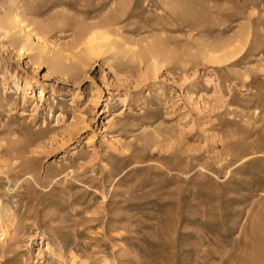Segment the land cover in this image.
I'll return each instance as SVG.
<instances>
[{"label": "rangeland", "instance_id": "1", "mask_svg": "<svg viewBox=\"0 0 264 264\" xmlns=\"http://www.w3.org/2000/svg\"><path fill=\"white\" fill-rule=\"evenodd\" d=\"M257 237L264 0H0V264H261Z\"/></svg>", "mask_w": 264, "mask_h": 264}, {"label": "bare ground", "instance_id": "2", "mask_svg": "<svg viewBox=\"0 0 264 264\" xmlns=\"http://www.w3.org/2000/svg\"><path fill=\"white\" fill-rule=\"evenodd\" d=\"M177 2V1H176ZM177 3H179V2H177ZM177 5V4H176ZM184 6L185 5H183L182 6V9H179L180 11H182L183 10V8H184ZM188 6V5H187ZM169 7V6H168ZM178 7H179V4H178ZM189 7V6H188ZM181 8V7H180ZM169 9V8H168ZM189 9H191L190 7H189ZM188 9V10H189ZM178 9H177V11H178V14H180V11H179ZM198 10H199V8H198ZM171 11V10H170ZM174 11V10H173ZM184 11V13H186L185 12V10H183ZM183 11H182V14H184L183 13ZM187 11V10H186ZM195 11H196V9H195ZM194 10H193V12H195ZM202 11V10H201ZM175 12V11H174ZM192 12V11H191ZM200 12V11H199ZM197 13V12H196ZM195 14V13H194ZM199 13H197V15H198ZM191 15V14H190ZM110 16V15H109ZM116 18L117 16H112V18ZM201 17V16H200ZM204 17V16H203ZM112 18H110L109 17V19H110V21L108 22V23H110L111 21H112ZM192 18V17H191ZM198 18V17H197ZM109 19H107V20H109ZM193 19H194V17H193ZM116 19H114L113 21H115ZM117 20H118V18H117ZM188 20V19H187ZM196 20V19H195ZM194 20V21H195ZM105 21V20H104ZM101 22V21H100ZM103 23V22H102ZM101 23V25L99 24V27H102V25L105 23V26H107V25H109L108 23H106V22H104L103 24ZM111 24L112 25H114V23L112 22V23H110V25H109V27L111 26ZM201 24V23H200ZM194 25V24H193ZM98 27V28H99ZM109 27H106V30L108 31V32H110L109 30ZM112 27V26H111ZM196 27V26H195ZM108 28V29H107ZM98 38H100V35H98L97 36ZM104 38H105V36H103ZM102 37V38H103ZM107 37V36H106ZM103 38V39H104ZM102 39V40H103ZM94 40H97L98 41V39H96V36H90V38L88 39V43H89V46H88V51H89V53L90 54H94V55H97V52H94L93 50L95 49L94 48V46H93V41ZM106 40V39H105ZM100 41V40H99ZM107 41V40H106ZM234 41H235V39H234ZM96 42V41H95ZM95 42H94V44H95ZM157 42H158V40H157ZM97 43V42H96ZM99 43V42H98ZM152 43V42H151ZM99 45V44H98ZM233 45V44H232ZM236 46V45H235ZM235 46H233V47H235ZM97 47V46H96ZM236 48V47H235ZM229 50V49H228ZM231 50V52H233V50L234 49H230ZM235 51V50H234ZM96 53V54H95ZM228 54V53H227ZM159 55V54H158ZM91 56V55H90ZM214 56V55H213ZM221 56V55H220ZM226 56V55H225ZM212 57V56H211ZM216 57V56H215ZM218 57V56H217ZM222 57H223V55H222ZM222 57H221V59L219 58V59H216V60H214V62H220V61H222ZM225 59H226V57H225ZM210 60V59H209ZM212 61V60H211ZM224 61V60H223ZM260 235V234H259ZM257 239H259L260 240V245H259V248H258V250H257V255L259 256L258 257V261H259V259H260V261H261V264H264V237L262 238V237H257ZM257 242H259V241H257ZM196 244V243H195ZM189 253V252H188ZM252 253V252H251ZM252 255V254H251ZM249 256V255H248ZM252 257V256H251ZM254 258V257H253ZM252 259V258H251ZM255 259V258H254ZM256 260V259H255ZM248 261H249V258H248ZM257 260H256V262H258ZM251 262V261H250ZM250 262H248L247 264H250ZM254 263V260L252 261V263L251 264H253ZM259 263V262H258ZM84 264V263H83ZM257 264V263H256Z\"/></svg>", "mask_w": 264, "mask_h": 264}]
</instances>
